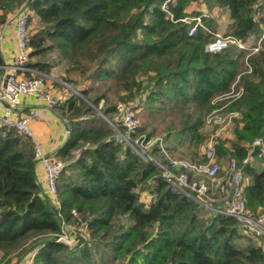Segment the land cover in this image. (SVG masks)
Masks as SVG:
<instances>
[{
    "label": "trees",
    "instance_id": "obj_1",
    "mask_svg": "<svg viewBox=\"0 0 264 264\" xmlns=\"http://www.w3.org/2000/svg\"><path fill=\"white\" fill-rule=\"evenodd\" d=\"M196 1L0 0V28L21 5L31 11V69L48 75L65 64L62 81L77 73L84 82L76 88L80 96L72 93L59 106L69 132L58 151L65 163L57 181L60 207L37 181L33 140L0 127L3 257L17 253L14 264L31 255L32 264H264V249L238 220L174 192L155 164L168 165V155L203 162L209 140L203 129L212 113L237 114L234 149L215 145L217 158L241 161L253 140L264 145V37L251 50L263 31L264 0H206L228 10L225 35L249 44L216 53L206 51L216 19H204L206 30L188 35L192 23L185 19L197 13L185 10ZM130 102L137 120L131 136L165 142L152 146L147 161L118 144L108 122L116 123L121 104ZM259 150L244 169L246 207L255 216L264 215ZM142 192L151 198L142 201ZM62 223L84 226L69 232L71 244L57 241Z\"/></svg>",
    "mask_w": 264,
    "mask_h": 264
},
{
    "label": "built area",
    "instance_id": "obj_2",
    "mask_svg": "<svg viewBox=\"0 0 264 264\" xmlns=\"http://www.w3.org/2000/svg\"><path fill=\"white\" fill-rule=\"evenodd\" d=\"M205 2L206 0L201 6L193 10L197 13L196 16L185 19L186 22L192 23L188 35H194L198 27L206 30L203 20L212 18V13L206 6L207 2ZM30 14L31 11L27 5L23 4L13 16L16 51L9 63L0 65L4 71L0 80V127L14 129L20 136L30 137L33 140L34 159L37 164L42 166L44 172L45 192L53 206L60 207L57 197V181L63 172L65 163L42 152L33 139L30 129L31 121L40 119L41 114L36 109L23 110L21 104L22 99L28 97L49 108L58 105L59 99H61L59 92L48 86L50 77L32 70L27 65L30 53ZM262 23L263 31L256 46L251 48L252 52L258 51L259 44L264 37V20ZM232 45L239 49L249 48V44L242 43L240 40L223 33L215 32L213 40L206 45V51L216 53ZM57 83L80 96L79 91L71 89L67 83L59 80ZM135 105L136 103L122 105L116 123L108 122L115 131V141L123 147H130L142 160L147 161L152 158L144 157L142 149L138 146L139 141L140 143L142 141L131 136L137 127L133 110ZM233 117H237V114L231 113L221 117V115L212 113L207 117L206 123L215 130V137L224 135L232 138ZM215 145L213 137L205 143L202 150L204 161L200 163L168 157V165L158 161H155V164L163 169V176L174 192L185 195L210 214L235 218L245 233L251 234L256 239H264V215L257 214L255 216L248 211L244 192L248 181L244 169L253 162L252 153L256 147L260 149L259 156L264 154L262 141L260 139L253 140L247 155L241 161L230 159L225 163L222 159L217 158ZM220 197L227 199L226 202L221 205L215 204L216 199ZM61 225L63 228V223ZM65 234L62 229L57 241H61ZM33 257L34 255L29 256L24 264H32Z\"/></svg>",
    "mask_w": 264,
    "mask_h": 264
},
{
    "label": "crops",
    "instance_id": "obj_3",
    "mask_svg": "<svg viewBox=\"0 0 264 264\" xmlns=\"http://www.w3.org/2000/svg\"><path fill=\"white\" fill-rule=\"evenodd\" d=\"M205 0H198L193 2L185 11L187 13L193 12L195 8H198L204 3ZM206 3V2H205ZM207 6V3H206ZM212 13V18L217 22V33H226L230 27V19L228 10H221L217 6L207 7ZM16 51V40L14 36L13 17H9L6 23L0 28V55L4 64L9 63L12 56ZM59 67V66H57ZM33 70V69H32ZM4 71L0 68V80ZM64 74V69L52 68L48 74L51 80H48V86L59 92V103L54 107H46L45 105L38 104L35 99L23 98L21 101L22 109H36L40 112L41 117L38 120H33L30 123V129L33 134V139L39 145L40 149L46 155L60 159L58 151L69 137V132L66 129L65 120L61 116L59 106L61 103L69 99L73 93L72 90L63 88L60 84H53L58 81L55 77H61ZM57 83V82H56ZM79 90V89H78ZM256 166L260 163L256 162ZM36 177L39 184L44 186V172L41 165L36 164Z\"/></svg>",
    "mask_w": 264,
    "mask_h": 264
},
{
    "label": "rangeland",
    "instance_id": "obj_4",
    "mask_svg": "<svg viewBox=\"0 0 264 264\" xmlns=\"http://www.w3.org/2000/svg\"><path fill=\"white\" fill-rule=\"evenodd\" d=\"M29 29H30V31L33 29V27L35 26V23L34 22H30L29 23ZM227 31H228V29H227ZM224 34V33H223ZM56 62H58V61H56ZM65 67H66V65L65 64H61V66H59V67H56V68H60V70H61V68L62 69H65ZM64 75V74H63ZM58 76V75H57ZM57 76H55L59 81H62L61 80V78L62 79H64L65 80V78H64V76H61V77H57ZM67 83H69L68 85L69 86H74L73 88H75V90H77V91H79L78 89H76V88H79V89H82V87H84L83 86V84H84V82H82V80H81V77H80V75L79 74H77V73H72V74H70V75H68L67 76ZM51 80V79H50ZM72 80V81H71ZM51 81H54V80H51ZM58 82V81H57ZM63 82H65V81H63ZM65 82V83H66ZM53 84H55V85H57L58 83H56V82H53ZM71 84V85H70ZM86 84L87 83H85V86H86ZM110 99H112V98H110ZM112 103H116V105L117 104H119V103H122V102H119L118 100H116V99H112ZM130 103H132V102H130ZM129 104V103H128ZM121 105H123V104H121ZM223 107V106H222ZM224 108V107H223ZM96 111L99 113L100 111L98 110V109H96ZM101 116H102V114L101 113H99ZM102 117H104V116H102ZM106 119V118H105ZM203 131L205 132V134H206V136H207V140L208 139H210L211 137H213V140L215 141V143H216V146L218 145V144H220L222 147H224V148H226L228 151H231L232 149H234L233 147H232V145H233V139H230V138H228V137H226V136H224V135H221V136H218V137H215V130L213 129V127H211V125L210 124H206L205 125V127H204V129H203ZM134 139H139V140H141L142 141V143H140V141H139V143H138V146L142 149V153H144V157H152L151 156V154H150V150H151V148H152V146L158 141L159 142V144H160V146H161V148L163 147V145L165 144V142H163V140H161V139H149V140H146L145 139V137L144 136H139V138L138 137H133ZM206 140V141H207ZM200 152V151H199ZM165 153L167 154V152L165 151ZM168 155V154H167ZM200 154H198V156H199ZM169 156V155H168ZM168 156H167V158H168ZM169 157H172V158H175V159H184V160H187V161H191V158H192V156H182V157H180V156H178V155H174V156H169ZM221 157V159H222V161H223V163H225L228 159L225 157V156H220ZM256 162H260L261 163V160H256ZM257 164L255 163L254 164V166H255V168H258L259 167V165L258 166H256ZM151 198V195H150V193L149 192H142L141 194H140V199L142 200V201H144V200H149ZM226 200L227 199H225V198H222V197H220L219 199H216V201H215V204H223L224 202H226ZM207 215H208V213H207ZM259 215H262V214H259ZM83 224H80V226H76L75 224H71V225H65L64 226V232L66 233L64 236H62V240L63 241H65V242H68V243H72L71 241H73L72 240V237H71V235L69 234V232L70 231H76V230H79V231H81L82 229H83ZM255 240V243L256 244H259L263 249H264V239H254ZM16 254L17 253H15V254H13V255H10V256H7V257H3L2 256V253H0V264H14V262L16 261ZM13 258V259H12ZM10 261V262H9ZM25 263V262H24ZM24 263H22V264H24ZM117 264H124V263H122V262H118Z\"/></svg>",
    "mask_w": 264,
    "mask_h": 264
}]
</instances>
